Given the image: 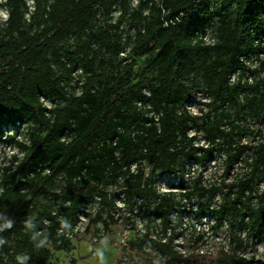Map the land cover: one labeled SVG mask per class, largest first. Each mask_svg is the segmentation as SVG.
<instances>
[{
  "label": "trees",
  "instance_id": "16d2710c",
  "mask_svg": "<svg viewBox=\"0 0 264 264\" xmlns=\"http://www.w3.org/2000/svg\"><path fill=\"white\" fill-rule=\"evenodd\" d=\"M5 5L0 142L10 141L24 156L0 178V215L7 217L0 230L3 264H45L52 252H70V228L81 221L84 204L106 200L103 188L122 179L129 203L159 199L152 215L165 233L183 213L181 201L196 197L197 222L213 217L216 230L228 226L239 249L240 232L264 241V193L255 203L251 197L264 183V136L250 170L225 194L204 187L201 178L192 188L181 182V200L155 188L161 174H183L188 162L207 164L215 152L227 154L228 174L253 149L243 143L249 129L234 119L264 121V78L232 84L231 75L244 69L243 57L264 55V0H39L32 12L25 0ZM116 10L119 19L111 22ZM126 40L132 58L146 56L136 82V60L121 58ZM76 86L79 93L71 91ZM200 87L210 98L208 111L193 116L184 106ZM25 125L29 145L6 136L7 129ZM193 130L205 132L209 147L196 146ZM136 161L148 172L133 171ZM41 199L48 203L30 216ZM230 264L250 262L238 257Z\"/></svg>",
  "mask_w": 264,
  "mask_h": 264
},
{
  "label": "rangeland",
  "instance_id": "374dc122",
  "mask_svg": "<svg viewBox=\"0 0 264 264\" xmlns=\"http://www.w3.org/2000/svg\"><path fill=\"white\" fill-rule=\"evenodd\" d=\"M7 0H0V22L2 24L8 18L6 7ZM30 12L34 10L39 0H25ZM134 5L137 0H132ZM30 13L27 15L29 17ZM119 10L113 12L111 22L118 21ZM216 22L207 30V42L215 41ZM123 28L129 31L128 35H133L134 31L129 27V22L125 21ZM131 42L125 41L124 55L125 63L136 60L133 68V81L139 80L145 66L146 56L134 59L130 56ZM260 57H243L245 67L240 72L244 74L242 78L240 72L231 75V83H254L264 78V70L260 69ZM81 73V69L76 70V76ZM154 78V76H150ZM192 76L189 77L191 79ZM188 79V78H187ZM188 79V81H189ZM192 81H189L191 84ZM72 92L79 93L80 88L76 86ZM145 92L148 93L147 87ZM195 96L189 100L184 108L193 116H202L208 111L206 104L210 98L206 92L197 89ZM244 94L240 96L242 101ZM44 105L53 108L54 103L44 100ZM235 115V111L232 110ZM235 123H239L249 129L245 135L243 143L251 145L252 150L247 151L242 161L226 173L227 154L225 152L213 153L207 164L198 165L195 162H188L183 174H161L155 185L159 195L174 194L177 200H181L180 194L184 192L181 182L192 188L198 178H201L204 187H218L223 194L228 192L227 186L243 177L249 170L254 157V151L259 148V143L263 141L264 121L252 117H241ZM201 124V121L198 122ZM31 128L28 126H16L5 131L6 136H14L20 142L30 144ZM197 135L196 146L209 147L205 132H190V136ZM23 154L10 141L0 142V178L6 170L13 172L19 166L17 159H22ZM132 170L143 168L148 172V166L143 162H133ZM224 184V185H223ZM236 189H233L231 197ZM106 200L99 197L93 203L83 206L81 221L70 228L68 238L71 244L70 252H52L50 259L45 264H101L97 255L98 251L104 254V264H230L235 258H245L250 264H264V241L248 238L245 232L238 233V238L244 243L239 249L232 242V234L228 226H223L216 230L217 223L213 217L203 218L200 222L195 219L198 200L194 197L191 202L182 200L184 204L183 213L174 217L166 233L160 219L153 217V210L159 199L151 197L146 200L135 198L131 203L126 200L124 194L123 179L116 185H108L103 188ZM264 193V183L260 184L251 194L252 202H257V196ZM223 200L222 195L215 199L217 204ZM48 203L47 199H41L38 206L30 216H34L39 207ZM146 209H150L151 216L147 217ZM7 217L0 215V230L6 225ZM107 238V244L101 243ZM3 256H0V264H3Z\"/></svg>",
  "mask_w": 264,
  "mask_h": 264
},
{
  "label": "clouds",
  "instance_id": "9594fccd",
  "mask_svg": "<svg viewBox=\"0 0 264 264\" xmlns=\"http://www.w3.org/2000/svg\"><path fill=\"white\" fill-rule=\"evenodd\" d=\"M0 243H2V241H0ZM101 243L107 244V238H105L104 240H102ZM97 255L100 258L101 264H104V254H103V252L102 251H98L97 252Z\"/></svg>",
  "mask_w": 264,
  "mask_h": 264
},
{
  "label": "built area",
  "instance_id": "2783aa9c",
  "mask_svg": "<svg viewBox=\"0 0 264 264\" xmlns=\"http://www.w3.org/2000/svg\"><path fill=\"white\" fill-rule=\"evenodd\" d=\"M122 55H124V54H122Z\"/></svg>",
  "mask_w": 264,
  "mask_h": 264
}]
</instances>
